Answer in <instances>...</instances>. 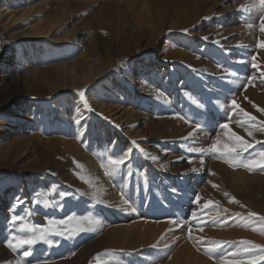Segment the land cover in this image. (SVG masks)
<instances>
[{
    "label": "rangeland",
    "instance_id": "rangeland-1",
    "mask_svg": "<svg viewBox=\"0 0 264 264\" xmlns=\"http://www.w3.org/2000/svg\"><path fill=\"white\" fill-rule=\"evenodd\" d=\"M260 14L259 0H0V264H247L264 255V169L208 151L217 134L230 140L222 123L264 141ZM41 26L50 33L36 35ZM24 30L35 37L18 38ZM129 147L114 173L108 158ZM196 147L205 151H188ZM90 211L98 224L54 222ZM13 214L22 219L10 222ZM22 225L92 230L49 235L51 246L37 243L25 258L27 245L6 244L36 234ZM213 241L222 247L206 251Z\"/></svg>",
    "mask_w": 264,
    "mask_h": 264
},
{
    "label": "snow or ice",
    "instance_id": "snow-or-ice-1",
    "mask_svg": "<svg viewBox=\"0 0 264 264\" xmlns=\"http://www.w3.org/2000/svg\"><path fill=\"white\" fill-rule=\"evenodd\" d=\"M259 4L261 6V14L259 16L260 31L264 32V0H259ZM244 10L245 9L242 6L241 11H244ZM249 27H251V25H249ZM202 39H207V37H204ZM261 46L264 47V42L261 43ZM254 59H255V57H253V60ZM238 62L243 63V61H238ZM232 74L234 75L235 73H232ZM79 96L82 98L84 108L91 111V107L89 105L88 100L86 98H84V93L80 92ZM231 105L234 108H239V105L236 104L235 100L231 101ZM201 107H202V105H201ZM220 107L223 108L224 105H221ZM239 111L243 115V117L247 118L250 121H255L256 118L254 116H251L249 113L245 112L242 108H240ZM260 111L264 112V109H260ZM81 119L86 121L87 118L81 116L80 118L75 120V123L80 125ZM82 127H86V123H85V125H82ZM200 127H201L200 123H197L196 128H200ZM218 127L220 129L226 130L227 134L230 136V140L226 143H221V137L219 134H217L213 143L211 144L210 148L208 149V151L219 152L222 149L223 152L225 153V162L229 163L232 167H243V168L248 169L249 171H253L257 167L264 169V148H262L258 152L250 151V149H254L257 144L264 145V141L255 140V143H251V142L245 140L242 136H239L235 132L231 131L229 123L219 124ZM258 130L264 131V121L260 122V127ZM248 134H249V136H253V133L251 131H249ZM131 143L133 145H136L135 141H132ZM136 147H137L139 152L145 154V156L148 155L143 148L139 147V145H136ZM132 151H133V149L131 147H129L122 154H120L118 158H114V157L108 158V163L112 166L114 173L119 172L120 166L126 164V162L130 158V154L132 153ZM188 151L196 152V153H202L205 151V148H203V147L189 148ZM245 153H247V156L244 155ZM151 159L156 160L158 158L155 156H152ZM189 162H191V161H189ZM132 175H133V173L131 170L127 171L126 177H132ZM213 186L215 187V185H213ZM173 191H175V189H173ZM67 195H68L67 193H61V196H67ZM225 195H227V193H225ZM200 199H201V197L199 195H197L195 197L194 202L198 203L200 201ZM233 200H234V198H233ZM234 202H238V201H234ZM17 203H22V201H20L18 199ZM45 203L47 204L48 202L46 201ZM97 203H99V201H97ZM124 203L128 204L129 203L128 199H125ZM212 203L213 202L211 200H209V201H207V203H205L203 205V207L207 208V207H209V205H212ZM48 206L51 207V205H48ZM15 207L16 206L14 205L12 208L13 212H15ZM61 207H62V205H61ZM132 210L135 211L134 208ZM191 215L193 218H196L197 213L192 212ZM250 215L255 216L256 214L252 213ZM21 219H22V217L20 215L13 214L10 217V222H16V221H19ZM259 219L264 221V216L259 217ZM72 220H77V221L82 222V223L86 222L88 225H92L94 223L98 224L100 222L98 219L92 218L91 211L89 213L83 215V216H76L75 213H73V214L69 215L66 219L54 221V222L63 225V224H66L67 221H72ZM173 222L175 223V221H173ZM20 230L21 231H30V232H34L36 234L32 235L30 237H27V238H21V237L12 235V236H10L9 239H7L6 244H7V247H9L10 249H13L14 251L17 249H23L24 246L27 245L28 248L26 250L22 251V256L26 258V257H29L30 255H32V252H33L32 246L36 245L37 243L44 242V243H47L49 246H51L52 241L47 238L49 235L62 236V237H65L67 239V238H70L74 234H78V232H80V231H89L92 229H91V227H80L75 231L69 230L68 235H65V231H63V230L51 232V233L47 232L46 230L37 231L36 228L30 227L29 225H22ZM14 241H18V242L14 244L13 243ZM210 243L213 246L206 249V251L212 252L215 249L222 247V242L213 241ZM240 243L242 245L247 246V245H249L250 242L241 241ZM168 247H170V246L165 245V248H168ZM257 247H259V246L252 245L251 247H244L243 251L244 252H252V250L254 248H257ZM240 252H241V249L237 248L235 251L228 253V255L237 256L240 254ZM221 259L225 260V264H244L243 260H226L223 256H221ZM258 259L264 260V255L254 254L252 256H249L247 258V264H256V260H258ZM37 264H40V262H37ZM110 264H115V258L114 257L111 259Z\"/></svg>",
    "mask_w": 264,
    "mask_h": 264
},
{
    "label": "bare ground",
    "instance_id": "bare-ground-1",
    "mask_svg": "<svg viewBox=\"0 0 264 264\" xmlns=\"http://www.w3.org/2000/svg\"><path fill=\"white\" fill-rule=\"evenodd\" d=\"M202 3V2H201ZM9 8L10 7H7V9L9 10ZM5 16V15H4ZM237 21H240L239 20V18L237 19ZM231 29L230 30H238V26H232V27H230ZM37 32H39L38 34L37 33H35L36 35H38V36H42V35H46V34H49L50 33V30H47V29H45V28H43L42 26L41 27H39L38 29H37ZM20 33H21V31H20ZM35 34H34V31H28V30H24L20 35H18V38H22V39H25V38H27V37H29V36H31V37H35ZM45 45V44H44ZM38 52L40 53V54H42V53H44V46H39V48H38ZM89 160V159H88ZM92 160V159H91ZM91 168H92V171H93V174H95V176L96 177H98L99 179L101 178V179H103V180H107L106 179V174L104 173V168H103V166H101V164H97V162L94 160H92V165H91ZM208 176H210V175H208ZM212 178V177H211ZM208 186V178H207V180H206V182H205V184L203 185V187H205V186ZM123 201V200H122ZM138 235V234H137Z\"/></svg>",
    "mask_w": 264,
    "mask_h": 264
}]
</instances>
